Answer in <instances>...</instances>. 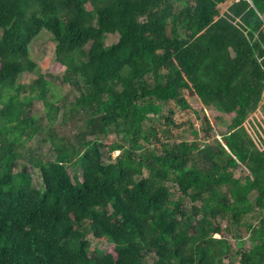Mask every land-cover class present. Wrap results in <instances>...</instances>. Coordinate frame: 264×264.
<instances>
[{
    "label": "trees",
    "instance_id": "1",
    "mask_svg": "<svg viewBox=\"0 0 264 264\" xmlns=\"http://www.w3.org/2000/svg\"><path fill=\"white\" fill-rule=\"evenodd\" d=\"M225 1L0 0V264H264V143L243 125L264 88V0ZM42 29L84 124L43 137L34 184L15 169L39 128L16 80ZM184 90L232 114L225 129L203 114L200 141H169L164 104L188 108ZM89 233L111 250H91Z\"/></svg>",
    "mask_w": 264,
    "mask_h": 264
},
{
    "label": "rangeland",
    "instance_id": "2",
    "mask_svg": "<svg viewBox=\"0 0 264 264\" xmlns=\"http://www.w3.org/2000/svg\"><path fill=\"white\" fill-rule=\"evenodd\" d=\"M221 8L222 6H220V9ZM117 38V33L108 34L105 43L111 44L115 42ZM54 44L52 35L47 30L42 29L29 44V58L35 63V68L32 71H23L19 74L16 80V84L22 87L17 95L20 100L23 101H27L28 97H30L31 100L30 105H28V113L31 117L33 116L35 118L39 128L30 139L24 142L23 145H18L17 150L21 153V157L19 158V164L15 169H19L21 164H26L30 170L34 184H39L40 178L38 176L37 168H35L29 160V155L41 154L42 157H47L50 141L49 139L43 141V137H48L50 129L57 131L60 135L64 133L65 135L70 136L84 124L83 120L80 119L81 115L71 111L72 101L75 96L78 95V91L69 84L60 81L64 66L56 61ZM43 81H45L47 87V99L49 101H54V103L60 107L55 122L49 121L46 114V108L44 107L42 100L37 96L40 90V83H43ZM32 83L34 86L33 90L30 88V84ZM9 92L14 93L15 91L10 90ZM183 92L189 103L188 108H181L173 101L164 104V113L168 114L169 109L173 111L172 119L174 124H170L166 127L169 130V133H167L169 141L181 138L192 140L194 137L196 139L198 138V141H200L203 135L200 127V117L203 114H206L211 121H218L217 123L221 125V129H225L226 123L231 120L232 116L229 117L222 115L223 112L217 110L213 105L202 104L194 94L192 95L186 90ZM25 107L26 104L24 108ZM216 111L222 114L219 113L214 120ZM162 123L163 120H160L156 122L155 125L157 128H161L164 127ZM192 130L198 131V134L195 135ZM118 139L119 138L114 133H111L104 137L103 141L110 143ZM117 153V150L112 152L113 156ZM175 189V187L172 188L173 193H176ZM242 236L241 240H236L229 236V242L234 249L236 246L243 248H248L250 246L247 234H243ZM86 237L90 242L91 250L96 248L110 251L112 248V244H109L105 240L94 238L90 233L87 234ZM147 260L150 262L151 257L149 256Z\"/></svg>",
    "mask_w": 264,
    "mask_h": 264
},
{
    "label": "crops",
    "instance_id": "3",
    "mask_svg": "<svg viewBox=\"0 0 264 264\" xmlns=\"http://www.w3.org/2000/svg\"><path fill=\"white\" fill-rule=\"evenodd\" d=\"M231 1L232 0H226L225 2L219 4V7L222 6L220 11L223 12L228 6V4L231 3ZM219 113L220 112L216 111L214 120L216 119ZM222 115L230 117L232 114L223 113ZM243 125L253 137H256L258 140H259V137H261L264 143V88H263L261 99L258 103L257 108L248 115Z\"/></svg>",
    "mask_w": 264,
    "mask_h": 264
},
{
    "label": "built area",
    "instance_id": "4",
    "mask_svg": "<svg viewBox=\"0 0 264 264\" xmlns=\"http://www.w3.org/2000/svg\"><path fill=\"white\" fill-rule=\"evenodd\" d=\"M262 31L264 32V17H263Z\"/></svg>",
    "mask_w": 264,
    "mask_h": 264
}]
</instances>
